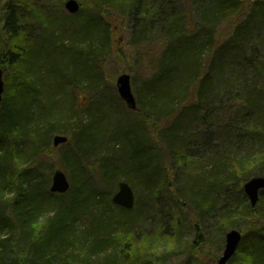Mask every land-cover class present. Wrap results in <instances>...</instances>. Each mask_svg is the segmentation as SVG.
<instances>
[{
  "label": "trees",
  "instance_id": "16d2710c",
  "mask_svg": "<svg viewBox=\"0 0 264 264\" xmlns=\"http://www.w3.org/2000/svg\"><path fill=\"white\" fill-rule=\"evenodd\" d=\"M63 1L61 0L62 3ZM89 2L94 6L89 8L97 14H101L98 9L104 7L109 12H120L122 15L131 13L134 20L133 29H135V38L132 40L134 46L154 44V30L151 34H147L149 27L157 25L156 37L161 39L159 46L161 53L154 69V77L148 85V92L150 95H156L152 105L166 107V112L162 116L164 128L159 133L172 134L169 137L168 150L172 151L177 161L182 157L180 153L177 155L178 150H176L179 147V137L176 135L178 126L186 119L191 123L201 121L207 125V121L214 113L212 106L218 113L214 117L216 125L220 119L226 122L229 117V120L221 126L223 136L233 133L235 120L244 118L256 122L255 127H249L244 133L253 136L251 138L254 141L253 154L248 151L246 157L237 160L232 153V166L231 169L229 168V181H233L234 185L238 184L236 192L242 194L245 202V208L239 210L250 212V214L247 212V218H255L254 213L256 211L261 213L264 208V190L260 192L261 204L258 205V202L256 207H251L243 192L242 184L249 179L246 172L264 164V47L262 46L264 2L210 0L196 17L191 16L194 19H190L189 0H89ZM34 5L36 6L33 0L0 2V36L3 38L0 46V69L4 71L5 80L0 109V264H92L90 256L92 252L108 242L115 243L119 247L116 263L125 262L134 251V248H128L134 237L131 227L124 228L123 219L125 214L131 215L133 219L138 216L136 206L138 200L132 210L126 211L112 205V191L107 189L108 193H99L98 196L110 209V213L105 211L97 215L88 213L91 200L97 194L95 185H92L90 180L95 175L91 178L90 175L87 177L83 175L88 169L87 156L92 158L90 152L99 143L97 124L103 109L97 107L96 114L92 115L91 110L78 107L72 95L83 81L95 83L97 73L94 72L92 81L87 79L78 81L68 74L69 80L64 82V87L54 92L57 105L55 113L49 116L44 114L41 107L44 103L42 99L37 101L27 99L29 112L23 122L14 123L12 120L4 122L8 96L12 93V89L8 87V80L14 75L15 67L25 57L20 51L24 49L25 42L26 47L29 45L32 30L37 29L40 37L50 42L52 55L55 57L69 56L76 48L77 41L60 29H53L47 37L46 24L49 17L42 11H34L32 8ZM36 23L39 25L37 28L34 27ZM102 23L107 36L111 26L105 21ZM55 32L59 33L54 35ZM66 40H71L69 46L64 45ZM56 41L59 43L57 46ZM82 43L79 42L77 47L81 52L84 51L80 47ZM229 54H235L237 59L233 65L226 63ZM67 65L71 69L72 63L68 62ZM43 68L44 73L41 75L39 71ZM227 70H234V74H214L217 71ZM47 73V67H40L39 70L29 73L26 80L31 83L43 78ZM241 99L244 103L242 107L236 105ZM136 100L135 113L145 120L144 123L150 133H153L154 126L150 115L139 111V95ZM175 100L179 101L178 108L172 110L171 106ZM232 106L239 107V110L230 115L231 110L235 108ZM84 114L90 115L89 121L83 119ZM31 121L38 123L41 128L33 130L30 136L28 130ZM69 129H73L72 137L75 145H71L69 138L62 146L73 148L63 155L70 189L65 194H51L49 172L47 177L44 173L47 169L50 171L53 167H57L51 161V156H54V150L57 149L52 146L51 139L55 134L67 135ZM207 130L208 128H205V131ZM94 133L95 139L87 138ZM137 145L138 143L132 148L128 161L122 166L127 167L132 173L139 174L142 165L148 162L144 160L140 165L138 151L135 150ZM113 157L114 155L106 154V158H96V160L102 159L99 184L103 181L107 183L106 186L110 184L115 187L117 184V175L112 166L116 167L117 164ZM183 157L186 162H191L189 155ZM148 172H150L148 177L151 174H159L157 168L152 170L148 167ZM257 173L264 175V171ZM76 174L79 178H76ZM196 183L201 187L204 186V183L200 184V179H196L190 183L192 188L198 186L195 185ZM226 183L220 182L219 186L225 190ZM186 206L188 207L187 204ZM213 206L214 204H210V207ZM237 210L238 207L231 199L226 202L223 207V219L220 221L222 227L226 229L232 227L231 218ZM44 213H46L45 218H42ZM252 213L253 216H248ZM219 216L218 213L213 216L217 224ZM87 218L90 220L89 228L86 226L77 236L75 234L77 220ZM111 224H114L115 230L112 231L114 233L104 236L103 231ZM2 233H5L3 237H1ZM89 236L92 239L87 248L78 255L69 257L70 253L67 254V251L76 247L77 243L81 244V241ZM190 252L191 257L184 264H201L196 256L198 247L195 244L191 245ZM263 254L264 226L242 239L236 255L228 264H264Z\"/></svg>",
  "mask_w": 264,
  "mask_h": 264
},
{
  "label": "rangeland",
  "instance_id": "374dc122",
  "mask_svg": "<svg viewBox=\"0 0 264 264\" xmlns=\"http://www.w3.org/2000/svg\"><path fill=\"white\" fill-rule=\"evenodd\" d=\"M33 1L36 4V6H32L33 10L42 11L49 17L46 24L47 37L53 29H60L77 41V44H75L76 48L71 55L55 57L52 55L50 42L42 39L37 29L32 30V37L24 53L25 57L15 67L14 75L8 80V87L12 89V93L8 96L7 114L4 122L5 120H12L14 123L23 122L29 112L27 99L32 101L42 99L44 103L41 107L44 114L49 116L55 113L57 105L54 92L64 87V82L69 80L68 74L78 81L81 79L92 81L94 72H96L97 81L95 83L94 81H83L72 95L76 105L81 106L82 109L91 110L92 115L96 114L97 107L103 109L97 124L99 126V143L90 152L92 158L87 156L89 159L88 169L83 175V177L89 175L90 178L92 175L96 177L92 176L90 179L91 184L95 185L97 194L91 200V208L88 213L94 215L101 211L110 213V209L98 196L99 193H108L107 189L112 191V195L116 192V185L115 187L110 184L106 186L105 181L99 184L100 161L102 159L96 160V158H106V154L114 155L113 159L117 166H112L115 168L117 182H128L134 191L136 200H138L136 205L138 216L133 219L131 215L125 214L123 219L124 228L131 227L134 237L128 246L129 249L134 248L131 256L126 258L125 262L116 263L119 247L115 243L108 242L92 252L90 255L92 264H184L191 257L190 250L193 244L198 247L196 256L200 259L201 264H213L223 251L227 231L235 229L244 238L264 226V208L261 213H257V211L255 212L257 214L254 213L255 218H247L248 211L241 212L239 210L245 208V202L242 194L236 192L238 184L234 185L233 181H229L232 153L237 160L246 157L248 151L251 155L253 154L254 141L251 139L253 136L244 134L246 130H249V127L256 126L253 119L240 118L233 121V133L223 136L221 126L229 120V117L226 122L220 119L216 125L214 117L218 113L212 106L214 113H212V118L207 121V125L201 121L191 123L186 119L178 126L176 135L179 137V147L176 150H178L177 155L180 153L182 156L180 161H177L172 151L168 150L169 137L172 134L170 132L159 133L164 128L162 116L166 112V107L152 105L156 95H150L148 92V85L154 77V69L161 53L159 47L161 39L156 37L157 25L149 27L147 34H151L154 30V44L134 46L132 40L135 38V29H133L134 20L131 13L122 15L120 12H109L105 7L98 9L102 12L101 14L94 11L86 13L91 10L89 7L94 6L90 4L89 0H78L80 4H83L80 6L79 15L86 14L75 18L68 16L64 9L65 0L63 3L61 0ZM209 1L189 0L190 19H194L191 16L196 17V14L204 9ZM241 1L248 3V0ZM262 1L264 2V0ZM104 21L111 26V31L107 36H105V27L102 23ZM36 24L34 27H39L38 23ZM57 33L55 32L54 35ZM82 39H90L89 42L84 41L82 45L80 44L82 49L88 43L89 49L97 53L94 57H90L91 64L84 58L90 56L89 52H86V48L83 52L77 48L78 43L83 41ZM2 42L3 38L0 36V46ZM57 42L56 46L59 45ZM25 44L26 42L24 47ZM70 44L71 40L64 42L66 46ZM262 46L264 47V44ZM226 60V63L231 65L237 61L235 54H229ZM68 62L72 63L71 69L67 65ZM40 67L48 68L46 76L34 82H28L26 80L28 74L39 70ZM59 67L63 69L60 70ZM39 72L43 75L44 68ZM121 73L130 75L132 91L135 97L139 95L140 98L139 111L150 115L154 126L153 133H150L148 126L141 121L140 115L135 111H129L118 97L115 80ZM214 74H234V70L217 71ZM157 96L160 97V95ZM178 104L179 101L175 100L171 109H177ZM243 104L242 99L241 102L236 103L240 107ZM232 107L235 108L231 110L230 115L239 110L237 106ZM89 116V114H84L83 119L89 121ZM231 117L233 118V116ZM73 123L74 121L71 122L72 125ZM117 123H119L118 126ZM29 126L30 136L33 130L41 128L38 123L33 121ZM205 128L208 130L205 131ZM72 134L73 129H69L67 135L73 146L75 142ZM87 138L93 140L96 135L94 133L93 136ZM136 143H138L135 148L138 151L137 157L143 160L142 162L144 160L148 162V164L142 165V170L139 173L141 176L122 166L124 162L128 161L129 153ZM72 149V147L62 146L54 150L51 161L57 167L44 172L45 177L49 172V185L52 173L56 168L62 169L69 179L64 168L65 158L63 155ZM185 155L191 157V162H186L183 157ZM134 156L136 157L135 154ZM146 166L152 170L157 168L159 174H151L149 180L146 181L145 177L150 174ZM260 171H264V164L246 172V176L250 178L261 175L257 173ZM76 178H79L78 174H76ZM196 179H200V184L204 183V186L198 185L192 188L190 183ZM220 182H227L225 190L219 186ZM230 199L238 207V210L231 218L232 227L226 229L222 227L220 221L223 219V207ZM210 204H214V206L210 207ZM260 204L259 201L258 205ZM206 208H209V214L205 212ZM217 213L220 214L218 224L213 217ZM248 213L250 214V212ZM249 214L248 216H253V213ZM45 215L46 213L41 217L45 218ZM89 223V218L77 220L75 234L78 236L86 226L89 228ZM114 230V224H111L102 234L107 236L109 233H114L112 232ZM131 230L129 229L130 234ZM4 235L5 233H2L1 237ZM91 239V236L86 237L81 241V244L77 243L76 247L70 248L67 251V254L70 253L69 257L84 251Z\"/></svg>",
  "mask_w": 264,
  "mask_h": 264
},
{
  "label": "water",
  "instance_id": "95a60500",
  "mask_svg": "<svg viewBox=\"0 0 264 264\" xmlns=\"http://www.w3.org/2000/svg\"><path fill=\"white\" fill-rule=\"evenodd\" d=\"M65 8L69 13H75L79 9V4L76 0H68L65 3ZM4 79L3 71L0 70V107L2 103V95L4 93ZM116 88L120 98L124 101L129 109L136 108L135 98L130 87V76L121 74L116 80ZM68 137L56 134L52 138L53 147H58L65 144ZM70 188L69 181L60 169H55L51 178V185L49 187L50 193L64 194ZM264 189V177L255 176L246 181L243 185V191L247 196L250 204L254 207L259 199V192ZM116 206L131 210L135 204V196L130 185L125 181H120L117 184V192L111 199ZM241 234L237 230H230L225 235V245L221 257L216 261V264H227L230 258L235 254L237 247L241 241Z\"/></svg>",
  "mask_w": 264,
  "mask_h": 264
},
{
  "label": "bare ground",
  "instance_id": "6f19581e",
  "mask_svg": "<svg viewBox=\"0 0 264 264\" xmlns=\"http://www.w3.org/2000/svg\"><path fill=\"white\" fill-rule=\"evenodd\" d=\"M83 41L82 42H89V40L90 39H82ZM29 43V42H28ZM75 44H77V43H75ZM101 44H103L102 42H101ZM104 46V45H103ZM85 48H86V52H89V55L90 56H86V59H90V57H94L97 53H94V51L93 50H91V49H89V46H88V43L86 44V46L83 48V50L85 51ZM25 51H26V46L24 47V49H21V53H25ZM15 57V56H14ZM10 73V72H9ZM12 73V72H11ZM145 116V115H144ZM141 118V117H140ZM141 121L144 123L145 122V120H143L142 118H141ZM142 161L143 160H140V165H141V163H142ZM145 180L147 181V180H149V177L147 176V177H145ZM199 183H196L195 185L197 186ZM205 212L207 213V214H209V208H206L205 209Z\"/></svg>",
  "mask_w": 264,
  "mask_h": 264
},
{
  "label": "flooded vegetation",
  "instance_id": "af4514ba",
  "mask_svg": "<svg viewBox=\"0 0 264 264\" xmlns=\"http://www.w3.org/2000/svg\"><path fill=\"white\" fill-rule=\"evenodd\" d=\"M79 14H80V13H79V12H77V13L73 14V16H75V15H76V16H78Z\"/></svg>",
  "mask_w": 264,
  "mask_h": 264
}]
</instances>
